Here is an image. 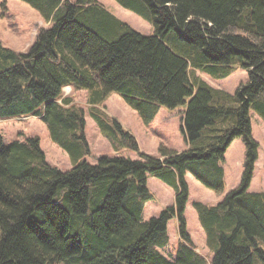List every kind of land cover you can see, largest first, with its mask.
<instances>
[{
  "label": "trees",
  "instance_id": "16d2710c",
  "mask_svg": "<svg viewBox=\"0 0 264 264\" xmlns=\"http://www.w3.org/2000/svg\"><path fill=\"white\" fill-rule=\"evenodd\" d=\"M50 24L26 52L0 42V119L38 117L72 167L51 164L38 136L6 144L0 134V264H264V192H249L260 144L251 111L264 120V0H116L154 27L143 35L99 0H22ZM249 73L235 93L197 74ZM88 91L89 113L117 152L87 161L85 109L64 89ZM120 94L143 122L163 107H184L187 143L159 156L103 107ZM242 138L241 184L216 205L195 202L209 259L188 231L191 173L225 191L226 153ZM154 176L175 188V203L145 219ZM177 218L174 255L169 223Z\"/></svg>",
  "mask_w": 264,
  "mask_h": 264
},
{
  "label": "rangeland",
  "instance_id": "374dc122",
  "mask_svg": "<svg viewBox=\"0 0 264 264\" xmlns=\"http://www.w3.org/2000/svg\"><path fill=\"white\" fill-rule=\"evenodd\" d=\"M105 7L120 20L130 25L143 35L154 34V27L135 12L122 7L116 0H99ZM50 26L41 14L22 0H0V42L15 51L26 52L35 42L39 31ZM211 86L230 93H235L241 83L249 80V73L242 67L231 76L224 79H215L210 75L197 72ZM66 90H70L66 88ZM75 98V102L85 109L87 121L86 135L91 148V154L87 161L95 165L101 156H124L138 160L140 155L130 149L117 152L111 142L104 137L97 122L89 113L88 91L80 90L67 92ZM103 107L106 112L115 117L137 139L141 152L145 155L156 157L160 154L162 146L173 150L183 151L186 149V141L182 132V115L184 107L170 109L163 107L154 121L147 125L143 122L139 113L131 108L123 97L113 93L105 101ZM253 137L260 144L259 159L256 163L254 177L249 192H264V120L254 111H251ZM0 134L6 144L14 139L38 136L46 153L48 161L63 170L70 169L72 162L67 151L52 141L45 122L38 117L0 119ZM246 157L245 143L242 138L236 139L229 147L223 167L225 169V191L217 193L207 188L198 181L191 173L186 176L189 185L190 197L186 209L188 231L192 236L198 251L212 258L207 246V237L202 227L196 209L195 202L216 205L232 190L241 184ZM149 188L155 198L147 202L145 206V219L157 217L167 207L175 203V188L166 184L157 177L149 176ZM170 244L162 249L165 255H174L178 247L179 232L177 218L169 223ZM175 251V252H174ZM174 253V254H173Z\"/></svg>",
  "mask_w": 264,
  "mask_h": 264
},
{
  "label": "built area",
  "instance_id": "2783aa9c",
  "mask_svg": "<svg viewBox=\"0 0 264 264\" xmlns=\"http://www.w3.org/2000/svg\"><path fill=\"white\" fill-rule=\"evenodd\" d=\"M69 88V87H68ZM70 89V88H69ZM70 91L71 90H66V88L64 89V93H65V95H68V94H66L67 92H69L70 93Z\"/></svg>",
  "mask_w": 264,
  "mask_h": 264
},
{
  "label": "crops",
  "instance_id": "0c3cea01",
  "mask_svg": "<svg viewBox=\"0 0 264 264\" xmlns=\"http://www.w3.org/2000/svg\"><path fill=\"white\" fill-rule=\"evenodd\" d=\"M70 88V90H72L73 88H71V87H69ZM186 147H187V143H186ZM149 181V180H148ZM179 229V228H178ZM178 232H179V230H178Z\"/></svg>",
  "mask_w": 264,
  "mask_h": 264
}]
</instances>
